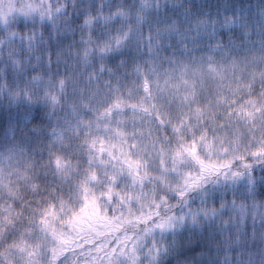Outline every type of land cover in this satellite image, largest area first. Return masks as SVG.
<instances>
[{"label": "snow or ice", "instance_id": "snow-or-ice-1", "mask_svg": "<svg viewBox=\"0 0 264 264\" xmlns=\"http://www.w3.org/2000/svg\"><path fill=\"white\" fill-rule=\"evenodd\" d=\"M0 264H264V0H0Z\"/></svg>", "mask_w": 264, "mask_h": 264}, {"label": "trees", "instance_id": "trees-1", "mask_svg": "<svg viewBox=\"0 0 264 264\" xmlns=\"http://www.w3.org/2000/svg\"><path fill=\"white\" fill-rule=\"evenodd\" d=\"M252 2H253V3H255V2H256V0H252Z\"/></svg>", "mask_w": 264, "mask_h": 264}]
</instances>
